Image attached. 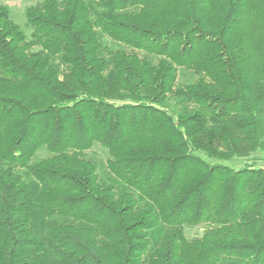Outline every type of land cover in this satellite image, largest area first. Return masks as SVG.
<instances>
[{"label": "trees", "instance_id": "obj_1", "mask_svg": "<svg viewBox=\"0 0 264 264\" xmlns=\"http://www.w3.org/2000/svg\"><path fill=\"white\" fill-rule=\"evenodd\" d=\"M0 264H264V0L0 4Z\"/></svg>", "mask_w": 264, "mask_h": 264}, {"label": "rangeland", "instance_id": "obj_2", "mask_svg": "<svg viewBox=\"0 0 264 264\" xmlns=\"http://www.w3.org/2000/svg\"><path fill=\"white\" fill-rule=\"evenodd\" d=\"M40 0H0V4H7L11 6L15 19L20 22L21 24L24 23V11L27 6L34 4ZM91 156L97 155L102 158H106L105 151L100 148L99 146H96L92 149V151L89 153ZM239 166L240 164L237 163ZM202 232V228H194L189 231L190 235L200 234Z\"/></svg>", "mask_w": 264, "mask_h": 264}]
</instances>
